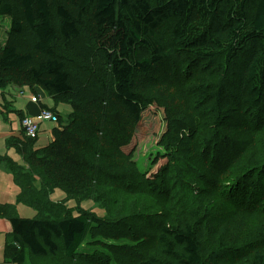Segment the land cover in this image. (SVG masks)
Instances as JSON below:
<instances>
[{"label":"trees","instance_id":"trees-1","mask_svg":"<svg viewBox=\"0 0 264 264\" xmlns=\"http://www.w3.org/2000/svg\"><path fill=\"white\" fill-rule=\"evenodd\" d=\"M17 2L19 20L12 16L11 0H0V17H11L8 32L19 36L42 59L36 67H30L33 59L29 52L22 54L10 44L1 47L0 71L18 73L26 67L30 69L28 75L13 79L12 83L6 76L4 79L0 76V89L17 81H31L54 101L55 107L46 110L54 113L58 121L45 122L54 124V128L50 143L44 147H36L38 136L26 139L23 131L22 138L7 141L25 167L0 157V165L10 170L20 190L15 205L0 204V220L10 227L5 235L8 249H4V255L8 254L11 264H24L28 254L45 259L60 251L68 262L110 264L109 259L79 253L93 225L99 224L97 218L62 213L61 205L51 201L54 192L69 195L78 191L76 179L82 181L87 169L96 179L102 173L130 178L142 190L136 197L146 206L143 204L133 211L138 233L142 235L135 250L142 257L134 260L132 252H114L115 264H237L240 246L234 243V235L218 231L211 215L204 214L201 218L196 211L223 198L227 214L245 212V208L231 202H244L250 186L254 189L264 185L261 180L248 186L244 183L246 175L258 170L264 179V150L258 159L253 155L257 153L256 146L249 152L244 148L246 143H254L251 136L240 133L239 138H231L240 130L237 121L244 117L256 127L264 120V0ZM86 19L92 22L94 62L91 67L82 65L83 79L78 83L97 99L92 110L84 95L68 104L59 101L74 94L71 78L77 66L70 56L61 53L60 44L66 46L78 39ZM187 65L195 79L205 72L202 76L206 78L202 80L208 82L203 88L191 84L194 95L185 97L186 107L173 119L167 117L169 127L162 136L166 147L159 157L164 159L163 164L152 175L149 172L157 163L137 173L118 165V155L106 151V147L118 137L110 134H120L124 125L121 123L116 128V120L111 122L109 115L122 122L128 120L137 128L148 104L160 103L153 97L146 100L148 94H143L136 78L153 75L157 84H169L168 74L189 71ZM214 69L215 76L209 78ZM182 81L179 87H186ZM62 104L71 107L69 117L80 111L91 113L81 121L78 119L85 128H78L74 121L62 124L63 115L56 111ZM96 112L98 120L103 122H94L92 115ZM241 151L243 157L239 162ZM198 153L202 164L208 163L206 171L202 172L203 168L197 165ZM236 171L240 177L228 184ZM37 180L40 182L36 191L33 186ZM226 185L231 186V192L224 190ZM219 191L220 195L216 196ZM33 192L40 198L32 199ZM17 206L32 209L36 217H19ZM141 210L145 213L140 214ZM255 262L263 264L262 257L256 256Z\"/></svg>","mask_w":264,"mask_h":264},{"label":"rangeland","instance_id":"rangeland-1","mask_svg":"<svg viewBox=\"0 0 264 264\" xmlns=\"http://www.w3.org/2000/svg\"><path fill=\"white\" fill-rule=\"evenodd\" d=\"M18 0H11V5L14 9L12 16L19 20L21 17V13L19 12L18 8ZM70 9H72L70 7ZM11 17H0V48L4 47L6 44H10L15 46V48L20 53H27L32 56V65L30 67H36L38 63L41 61V56L35 52L30 45H27L19 36L13 35L9 30V24ZM8 32V33H7ZM92 22L90 19H86L83 22L82 28V35L69 43L68 45L64 46L62 43L60 44V50L62 54L70 56V58L74 62L75 69L73 71V77L71 78V84L73 86V95H70L66 98H59L63 103H71L76 97L79 96H87L88 105H90V109L96 107L97 99L92 95H88L82 85L78 83L79 79H83L82 73V65H88L91 67L93 58H94V47L92 44ZM77 53V54H75ZM85 59V60H84ZM81 61V62H80ZM94 62V61H93ZM185 65L186 62H183ZM30 67H26L23 69L22 72L14 73V72H2L0 71V76L4 79L6 76L9 82H13L15 79L18 80L22 76H26L29 73ZM189 70V66L187 65ZM171 72H174L171 70ZM215 69L213 72L208 76L212 78L215 76ZM170 79H167V82H157L153 81L154 77L151 75L150 78L148 77H137L136 82H138L139 88L142 90L143 94H148L145 96L146 100H149L150 97L157 99L160 103L159 105L156 104H148V106L142 112V118L140 125L135 128L133 123L126 120L124 122L119 121L116 119V116L109 115V119L114 122L116 120V128L119 124L123 123L124 128H120V134L111 133L110 136H118L117 138H113L112 142L109 146L106 147V151H115L116 161L118 165H121L124 168L132 172H142L149 169L151 165L156 164L155 168L151 169L149 175H152L156 168H158L161 164H163L164 159L161 160L159 157L163 156L164 150L166 145L162 141V136L167 132L169 127V122L167 121V117L169 119H173L177 112H181L183 108L186 107V96L191 98L194 95L193 87L191 84L196 85V87H205L208 80L203 82L202 79L206 78L205 72L202 75L195 79V74L189 70L186 72L179 73H170L168 74ZM18 78V79H17ZM173 79V80H172ZM107 80V79H105ZM186 84V87H179V82ZM173 84V86L171 85ZM14 88H19V85L32 87L34 86L31 81H26V83L16 82ZM177 85V87H176ZM192 88V89H191ZM42 90V88H41ZM19 91V90H17ZM43 91V90H42ZM21 92L19 91V94ZM51 99V98H50ZM154 100V99H153ZM54 102V101H53ZM55 105V103H54ZM74 106V105H73ZM168 109V116H166V108ZM58 112L63 115L61 117L62 124H67L69 122H76V126L78 128H85L84 124H81L80 121L83 118H86L90 114H86L83 111L75 114H72L69 117L68 114L71 112V107L58 105ZM42 111H46V109H41ZM106 112V111H105ZM239 113V112H238ZM237 113V114H238ZM77 114L76 118L74 117ZM85 114V115H84ZM92 119L95 123H97V112L93 113ZM122 114V113H121ZM52 116L54 113L51 114ZM68 117L66 118L65 116ZM123 115V114H122ZM2 116V113L0 114ZM55 117H57L55 115ZM74 117V118H73ZM100 117V115H99ZM7 120V116L4 114L3 117ZM31 118V117H28ZM236 118V117H235ZM237 119V118H236ZM242 121H237L236 125L240 128L237 129V135H232L231 138L237 139L239 138V134L243 133L247 136H251L252 141L254 142L252 145L246 143L244 148H247V152L250 151V148L256 146V152L253 155L258 156L260 159L261 155L263 154L262 151L264 150V120L259 127L254 126L249 121H246L247 118L241 119ZM245 120V121H243ZM39 121V120H38ZM100 123L103 122V119L98 120ZM38 123V122H37ZM1 124V123H0ZM99 124V123H98ZM91 127V126H89ZM101 126H99L100 129ZM54 128V125L49 123L47 124V128L42 126L38 135V140L36 142V147L41 148L48 145L51 141V132ZM93 128V127H92ZM202 129H200L199 133ZM3 130H0V132ZM100 131V130H99ZM102 134L103 130L100 131ZM99 134V133H98ZM32 140V139H31ZM2 139H0V142ZM114 145H113V144ZM76 149H79V145L76 144ZM120 149V150H119ZM255 152V151H254ZM6 151L0 149V157L5 156ZM243 157V152L241 151L239 155L238 161L240 162ZM159 159V161H157ZM201 155L198 153V166L203 168V171L208 167V163L205 165L201 162ZM157 161V162H155ZM18 165L24 166L23 160L18 157L17 159ZM22 163V164H21ZM49 167V166H48ZM84 173V179L80 181L76 179V188L78 191H74L69 195H64L62 192H54L51 196L52 203L60 204L61 212H68V213H79L84 215L87 218H97V223L99 224L93 225L91 233L88 235L87 239L85 240L84 244L80 247L79 253H86L89 255H93V257L98 256L102 259L106 258L109 259L108 262L110 264H115L112 260V255L114 252L120 253L122 251L132 252V259L139 260L142 256L138 253L137 248L139 242V236H142L138 233L139 227L136 225L137 219L133 215V211L138 206H142V199H137L136 196L138 194H142V190L139 186V183L135 180L130 178H119V176H110L101 174L98 179L95 178L92 171H88ZM53 174L55 172L51 170ZM181 174V171H178ZM139 174V173H138ZM0 175L3 177V180H7V176L4 172L0 171ZM230 175H228L229 178ZM97 177V175H96ZM235 177H240L238 171L234 175H231L228 184H232V179ZM261 170H258L254 173H250L244 177L245 185H253L258 184L259 180L260 183H264V179H261ZM26 181V178H23ZM207 187H211L209 182H207L206 178H202ZM129 180V181H128ZM228 180V179H227ZM128 181V182H126ZM212 181V180H211ZM215 181V180H214ZM29 182V180H27ZM40 182L37 180L34 182V190L37 191L36 188ZM15 184V183H14ZM44 190L47 187V184L44 181ZM16 185V184H15ZM17 186V185H16ZM36 186V187H35ZM18 188V186H17ZM231 186H225L226 191L231 192ZM19 190V188H18ZM42 191V190H41ZM38 191V192H41ZM20 192V190H19ZM25 192L29 193V188L25 187ZM228 192V193H230ZM220 195V191L216 194V196ZM264 185L261 187H255L254 189L250 186L247 189V195L244 199V202L236 203L232 201L231 204L233 206H240L241 208H245V212L242 211H233L227 214V210L225 207V202L223 198H220L216 203L209 204L207 206H202V210L200 212L196 211L198 216L202 218L204 214L211 215L213 220V225L216 226L217 230L222 232L226 231V233L234 235V243L239 245L240 247V256L236 259L237 264H256L255 257L260 256L263 259L264 264ZM32 199H39L38 193H34L30 195ZM143 197V196H141ZM5 200V198H4ZM33 203V202H32ZM36 203H38L36 201ZM7 204V203H3ZM16 204V196L12 195V201H10L9 205ZM251 204L252 207H248ZM66 205V206H65ZM65 206V208L63 207ZM144 206H146L144 204ZM69 207L70 209L66 211V208ZM23 211H20L19 208L16 207V211L19 217L21 218H35L36 213L30 209L25 207ZM57 208V207H56ZM139 211V210H138ZM145 211L141 210L140 214H144ZM130 223L127 224V221L130 220ZM106 225V226H105ZM105 226V232H104ZM3 231L2 227L0 228ZM138 236V237H135ZM2 239V238H1ZM252 242L251 247H248V244ZM8 243L3 236V240H0V252L1 250L5 249ZM17 248V247H15ZM148 251V249H147ZM7 253V252H6ZM95 254V255H94ZM8 255V254H7ZM4 255V253H0V264L11 263L9 261V256ZM43 260L45 262H43ZM40 263H47V264H76L75 262H68L66 261L61 251L58 252L54 256H48L45 259L33 257L28 254V258H26L24 264H40Z\"/></svg>","mask_w":264,"mask_h":264},{"label":"crops","instance_id":"crops-1","mask_svg":"<svg viewBox=\"0 0 264 264\" xmlns=\"http://www.w3.org/2000/svg\"><path fill=\"white\" fill-rule=\"evenodd\" d=\"M17 90L22 92V95H20ZM33 96L37 97L38 101H32L31 98ZM54 107L53 100L46 96L41 88L36 85L32 87L19 85V88H14V85L10 84L3 90L0 89V114L2 113V116H0V130H3L0 132V139H2L0 142V149L6 151L3 158H8L12 163H16L17 166H22L18 165L19 162H17L18 157L21 158L20 155L14 148L8 146L7 141L12 138H22L21 120L23 118L31 117L36 119L41 109H50ZM56 111L58 112V108ZM4 114L7 116V120L2 118ZM47 124L48 123H41L40 129L42 126L47 128ZM0 171L4 172L7 176V180H3V177L0 175V204H9L10 201H12V195L17 197L19 190L14 184L10 170L0 165ZM17 208H19L20 211L26 209L23 206H17ZM1 227L3 231H1L2 235L0 240H3V236L5 239V235L10 231V227L5 220H0V228ZM0 253H4V250L2 249ZM5 264L11 263L7 262Z\"/></svg>","mask_w":264,"mask_h":264},{"label":"built area","instance_id":"built-area-1","mask_svg":"<svg viewBox=\"0 0 264 264\" xmlns=\"http://www.w3.org/2000/svg\"><path fill=\"white\" fill-rule=\"evenodd\" d=\"M22 95V92L20 93ZM32 101L36 102L37 98L32 97ZM52 113L49 111H40L36 119L33 118H23L21 120V129L24 133V136L27 139H35L37 138L39 134V128L41 123L45 122H51V123H56L58 121V118L55 117V115H51ZM39 120V121H38ZM38 122V123H37Z\"/></svg>","mask_w":264,"mask_h":264},{"label":"clouds","instance_id":"clouds-1","mask_svg":"<svg viewBox=\"0 0 264 264\" xmlns=\"http://www.w3.org/2000/svg\"><path fill=\"white\" fill-rule=\"evenodd\" d=\"M33 97H35V96H33ZM37 98V97H36ZM32 100V99H31ZM37 101H38V98H37ZM41 111V110H40ZM47 111V110H46ZM55 115V114H54ZM58 118V117H57Z\"/></svg>","mask_w":264,"mask_h":264}]
</instances>
